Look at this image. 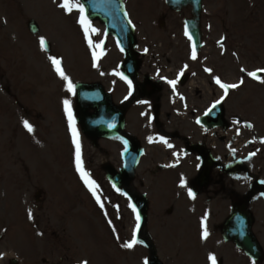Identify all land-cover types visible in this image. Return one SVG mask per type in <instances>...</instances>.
<instances>
[{"label":"rangeland","instance_id":"374dc122","mask_svg":"<svg viewBox=\"0 0 264 264\" xmlns=\"http://www.w3.org/2000/svg\"><path fill=\"white\" fill-rule=\"evenodd\" d=\"M160 1L133 0L137 25L145 23L154 4L156 9L162 7ZM59 2L0 0V264H9L11 259L17 264H144L148 251L140 242L132 250L120 246L132 239L136 224L127 202L112 191L106 177L113 166L111 144L100 142V149H94L75 124L82 167L95 182L99 204L76 171V146L63 103L70 101L73 114L74 95L67 91L49 56L61 61L74 85L95 82L97 77L95 67L89 66L94 49L78 23L79 13L68 14ZM169 22L179 31L177 19ZM201 22L206 43L198 63L214 70L224 83L243 80L239 88L231 89L225 102L235 141L229 133L220 136L226 135L227 149L238 148L236 156H243L242 150H254L257 156L243 166L253 172L260 168L264 174V143L244 149L248 140L264 142V83H260L264 79V0H204ZM30 23L38 29L35 34L29 31ZM41 37L47 42L46 50L41 49ZM219 43H224L222 50L216 49ZM196 68L199 70L198 65ZM196 68L195 72L202 73ZM250 72L259 79L248 76ZM25 120L32 125V133L25 129ZM145 174L135 173L136 182L143 183L136 192L150 195L143 228L149 229L161 263L160 252L171 253L166 257L169 264H209V254L216 256L218 264H257L222 242L217 222L202 248L195 228L181 233V222L178 225L174 217L185 212L189 225L196 222V215H189L181 201L170 205L169 195L161 200L159 192L163 191L159 185L154 188V181L149 187ZM246 176L236 175L231 183L243 197L254 188L252 175ZM167 191L169 194L170 186ZM251 203L254 232L264 250V218L257 212L263 208L264 215V203L263 207L260 200ZM168 209L175 213L168 214ZM188 227L182 226V230ZM180 233L182 238L174 246Z\"/></svg>","mask_w":264,"mask_h":264},{"label":"flooded vegetation","instance_id":"af4514ba","mask_svg":"<svg viewBox=\"0 0 264 264\" xmlns=\"http://www.w3.org/2000/svg\"><path fill=\"white\" fill-rule=\"evenodd\" d=\"M132 2L121 0L135 37L133 51L137 72L134 78H129L130 70L125 65V56L119 50L115 38L107 32L104 22L94 21L97 30L94 40L100 47L101 55L94 70L97 79L93 83L101 86L107 94L108 101H103L104 105L109 104L113 111L124 113L125 136L100 138L91 142L111 144L113 166L106 173L113 178L123 171V157L130 154L129 142L136 146L139 158L133 173H146L144 176L149 179V187L153 181L154 188L159 185V191H163L164 197L169 195L170 205L181 201L189 215H196V222L187 225L186 214L182 212L181 217H177L182 226L201 227V220L206 216L207 231L212 235L215 223L221 227L234 208L249 209L252 212L250 208L253 198H259L263 207L264 181L260 183L257 181L258 176L252 173L264 174L260 168L255 172L254 169L246 170L238 160L240 157L236 156L238 148H226V135H220L229 133L233 143L236 137L235 134L231 135L232 122L230 117L227 118L226 98L221 103L222 126H216V121L201 124V119L207 116L205 113L209 112L217 97H222L224 92L215 83L217 75L214 70L209 74L204 71L208 67L198 63L203 50L198 51L196 60H192V45L183 28L179 27L177 31V28L168 24L170 18L182 21L183 12L187 10L174 13L163 9V6L155 8L146 13L145 23L137 25L132 14ZM193 62L195 64L192 66ZM197 65L202 73L195 72L194 67ZM181 71L183 76H179ZM121 75L131 81V89L126 80L120 78ZM166 80H177L175 91ZM220 80L224 83L223 78ZM216 136L218 141L215 140ZM149 137L153 138L152 143H149ZM161 137L173 147L169 148L162 143ZM241 152L245 156L246 151ZM243 173L252 175L254 187L244 197L231 184L236 180L234 176H242ZM134 176L129 177L127 184L136 193V188L143 187V183L136 182ZM182 179L186 187H180ZM259 179L264 180L260 176ZM189 189L195 199L189 197ZM145 195L150 202V195ZM170 211L175 213L174 209ZM257 212L264 218L263 208Z\"/></svg>","mask_w":264,"mask_h":264},{"label":"water","instance_id":"95a60500","mask_svg":"<svg viewBox=\"0 0 264 264\" xmlns=\"http://www.w3.org/2000/svg\"><path fill=\"white\" fill-rule=\"evenodd\" d=\"M104 0H82L85 7L88 9L89 15L92 16L94 13L103 14L100 10V7L97 6L98 2ZM167 4L174 9H178L182 6L190 5L193 9L192 16L193 20L188 22L190 27L189 31L193 38L198 41L200 37L198 21L202 9V0H166ZM100 9V10H99ZM105 14V13H104ZM30 29L35 32L36 27L30 26ZM117 38L118 33H115ZM124 34V33H120ZM130 42H133L132 36L129 37ZM122 41V40H121ZM130 48L126 50L129 52L130 57L132 58V53H130ZM76 91V102H77V120L82 126V131L85 135L90 137H113L117 132L121 131L122 124L119 122V125L115 128L114 126L108 127L106 122L111 118L112 113H108L106 109L100 106L101 99L103 97L102 91L96 86H84L78 84L75 87ZM87 108H92L96 111V114L92 116H87L85 114ZM110 114V116H109ZM134 164L131 166V169L127 172L132 171ZM131 173H123V178L129 176ZM123 188L125 187L124 183H121ZM125 189V188H124ZM136 213L140 217L139 225L142 224L144 219L145 203L142 198H136ZM251 221L245 213H235L227 222L224 236L225 239H231L236 244L237 247L241 248L247 256L252 258L255 261L262 259V252L256 243L254 237L250 233ZM151 248V247H150ZM10 264H16L15 261H11ZM149 264H158L155 257V253L151 250V261Z\"/></svg>","mask_w":264,"mask_h":264},{"label":"snow or ice","instance_id":"6c2138e0","mask_svg":"<svg viewBox=\"0 0 264 264\" xmlns=\"http://www.w3.org/2000/svg\"><path fill=\"white\" fill-rule=\"evenodd\" d=\"M59 7L61 9H63L65 12H67L68 14H71L74 10L79 13L78 23L83 28L86 37L89 35V33H93V32L97 31L95 28H93L91 26L90 22L87 20V17L85 15V11H86L85 7L83 4L79 3V0H77V2L75 4L72 2V0H60ZM125 15H127V13H125ZM129 23L131 24L130 20H129ZM185 35L188 37V39L190 41L192 40V36L187 32V30L185 31ZM40 46H41L42 50H46V48H47V42L45 41V39L43 37H41V39H40ZM89 47H96L95 45H93L91 40H89ZM145 51H147V49H145ZM93 59L94 60L96 59L95 52H93ZM191 59L192 60L197 59L195 44H193ZM49 60L51 61L52 65H53L55 71L57 72L58 76L60 77V79L66 82L67 91L69 93H72L73 95H75V85L72 83V81L69 79V77L62 70L61 61L54 56H49ZM93 66H95V64ZM185 68H187V65H185ZM204 71L209 73V74H211V72H212V70L209 68H205ZM241 71L243 72L245 70L241 69ZM183 74H184L183 71H181L179 73V76H183ZM247 75L250 76L254 80L259 79L257 76V73H255V72L247 73ZM179 76H178V78H179ZM120 78L122 80H126V82L129 85V88L131 89V86H132L131 81H127V78L123 75H121ZM166 83H168L172 87L173 91H175L177 80H166ZM215 83L223 90L224 95L212 105V108H215L218 104L223 102V100L227 97L230 89L239 88L241 86V84H243V80H241L239 84H227V83H222L220 78L216 77ZM260 83H264V79H260ZM181 99H183V97H181ZM63 103H64V111H65V114L67 115V118H68L69 130L72 133L73 143L76 146V171L80 174V178L83 180L85 186L92 193L93 197L96 198L97 203L99 204L100 200H99V197L97 196V193H96L95 182L89 178L88 173H86L82 167L80 144L78 141V133H77L76 128H75V121L73 118L70 101L64 100ZM212 108H210L208 111H211ZM207 114L208 113L206 112L205 115H207ZM197 123H199V120L197 121ZM234 123H239V122L234 121ZM24 127L29 133L33 132V127L27 120L24 121ZM148 139H149V143L153 142L152 137H149ZM160 139H161V142L166 144L169 148L173 147L171 144H168L167 140L164 139L163 137H161ZM174 155H178V154L174 153ZM253 155H254V153H253ZM171 166H174V165H170V167ZM180 187H186L183 179L181 180ZM188 195L190 198L195 199V195L190 189L188 191ZM100 206H101V208H103V204H100ZM129 206L132 208L133 212L136 211L135 206H133V205H129ZM28 218L30 220L33 218L31 211H29V213H28ZM136 220H137V230H138L139 229V222H140V217L138 214L136 216ZM205 221H206V216L204 219L201 220V228H202L201 239L202 240H207L208 236H209ZM137 243H138V241H137V238H136L135 233H134L133 238L130 241L121 243L120 246L124 249L132 250L137 245ZM0 259H3V254H0ZM207 259L210 262V264H218L217 258L214 254H209ZM83 264H87V261H84ZM144 264H148V261L145 260Z\"/></svg>","mask_w":264,"mask_h":264}]
</instances>
